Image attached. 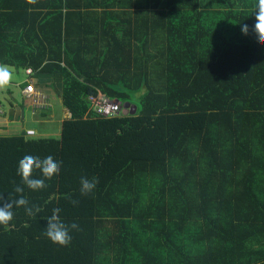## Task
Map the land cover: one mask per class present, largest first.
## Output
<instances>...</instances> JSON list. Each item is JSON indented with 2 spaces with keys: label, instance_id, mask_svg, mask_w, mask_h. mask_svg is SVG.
<instances>
[{
  "label": "trees",
  "instance_id": "16d2710c",
  "mask_svg": "<svg viewBox=\"0 0 264 264\" xmlns=\"http://www.w3.org/2000/svg\"><path fill=\"white\" fill-rule=\"evenodd\" d=\"M258 3L0 0V65L33 69L22 92L53 90L70 112L59 137L0 131V197L40 208L0 225V264H264ZM100 93L128 113L99 114ZM25 155L60 173L29 189ZM81 177L99 180L89 195ZM54 208L79 225L67 246L44 234Z\"/></svg>",
  "mask_w": 264,
  "mask_h": 264
},
{
  "label": "clouds",
  "instance_id": "9594fccd",
  "mask_svg": "<svg viewBox=\"0 0 264 264\" xmlns=\"http://www.w3.org/2000/svg\"><path fill=\"white\" fill-rule=\"evenodd\" d=\"M29 4L37 3V0H27ZM256 31L259 35V39L264 43V0H259L258 12H257ZM243 31L246 33L247 28ZM11 79V75L6 66L0 65V88L6 87ZM127 109V108H126ZM125 109V110H126ZM34 169H38L42 172L44 179H33L32 173ZM61 170V163L57 162L51 155L41 159L40 157H34L32 155H25L18 162L17 174L21 176L22 182L29 189L33 191L42 190L47 187L45 179L51 180L54 176L58 175ZM15 183V182H13ZM99 183L98 178H92L91 180L87 177H81V195H89L95 189ZM24 188L20 185H16L15 192L23 193ZM70 202L75 206L78 205L79 201L72 199L70 196H66ZM0 225L8 226L14 218L13 208L24 207L26 213L29 216L34 215L40 211L39 206H29V201L21 195L18 199L10 202L4 201L3 197H0ZM59 208H54L52 215L47 219V227L45 228L44 234L54 244L61 246H67L71 242L70 230H79V225L73 222L71 225L65 224L59 217Z\"/></svg>",
  "mask_w": 264,
  "mask_h": 264
},
{
  "label": "crops",
  "instance_id": "0c3cea01",
  "mask_svg": "<svg viewBox=\"0 0 264 264\" xmlns=\"http://www.w3.org/2000/svg\"><path fill=\"white\" fill-rule=\"evenodd\" d=\"M37 79V77L35 78ZM52 88H50L51 90ZM3 92V91H2ZM23 93V92H22ZM50 95L49 103L47 104L48 108H37L34 105L33 101H29V99L23 94L24 102L19 105L20 108L14 111L15 103H10L11 107L8 110H5L3 102H5L6 96H2L0 94V131H5L9 134H16L23 131H27L33 129L36 131V136H60L62 130V122L64 119L70 116L69 110L64 106L63 99L60 96H57L53 93ZM8 99L11 102V98L13 97V92H8ZM56 97V101L53 102L52 97ZM61 102V103H60ZM61 104V105H60ZM18 107V105H17ZM47 109V110H46ZM56 112H61L60 117L58 116V121L56 122L53 116ZM2 113V114H1ZM13 115V116H12ZM3 116V117H2ZM10 116V117H9ZM24 123V125H19ZM56 123L59 125L56 127ZM55 126V129L52 128Z\"/></svg>",
  "mask_w": 264,
  "mask_h": 264
},
{
  "label": "built area",
  "instance_id": "2783aa9c",
  "mask_svg": "<svg viewBox=\"0 0 264 264\" xmlns=\"http://www.w3.org/2000/svg\"><path fill=\"white\" fill-rule=\"evenodd\" d=\"M27 74L30 76L33 75V69H28ZM23 93L28 99H32L36 106L48 104V102L44 101L45 98L42 91L37 89L32 82H29V85L24 89ZM90 100L94 103L95 110L99 114L107 117L119 116L126 109L119 100L112 99L103 93H100L98 96H90ZM35 134L36 131L33 129L26 131L27 136H34Z\"/></svg>",
  "mask_w": 264,
  "mask_h": 264
},
{
  "label": "rangeland",
  "instance_id": "374dc122",
  "mask_svg": "<svg viewBox=\"0 0 264 264\" xmlns=\"http://www.w3.org/2000/svg\"><path fill=\"white\" fill-rule=\"evenodd\" d=\"M6 67L10 72L11 79H10L9 84L6 87L0 88V94L2 93V96H6V99H7V100H5V102H3V104H4L3 106H4L5 110H7V108L9 110L11 107V104L15 103V105H16L14 107V111H15L18 108H20L19 105L21 106V104L24 102L21 84L23 82L27 81L28 75L26 74V69L11 67V66H6ZM10 91L13 92V97H14V99L11 98V102L7 96L8 92H10ZM52 100H54L53 102H55L57 99L55 96H53ZM17 105H18V107H17ZM126 111H128V110H126ZM60 115H61V112L55 111V115L53 116V118H55L56 122L58 121L57 119H58V116L60 117ZM19 125H24V123H21ZM57 126H59V125L56 123V127ZM54 129H55V126L52 128V130H54ZM16 134H18V133H16Z\"/></svg>",
  "mask_w": 264,
  "mask_h": 264
},
{
  "label": "water",
  "instance_id": "95a60500",
  "mask_svg": "<svg viewBox=\"0 0 264 264\" xmlns=\"http://www.w3.org/2000/svg\"><path fill=\"white\" fill-rule=\"evenodd\" d=\"M124 105H125V107L127 108V107L130 106V103L127 102V103H125ZM132 106H133L134 110H132L131 112H132V113H135V112H136V109H137V106H136L135 104H133ZM126 110H128V108H127ZM126 110H125V113H128V111H126Z\"/></svg>",
  "mask_w": 264,
  "mask_h": 264
}]
</instances>
